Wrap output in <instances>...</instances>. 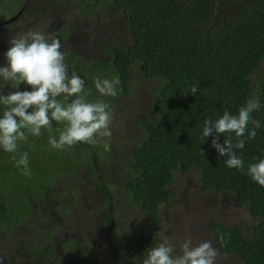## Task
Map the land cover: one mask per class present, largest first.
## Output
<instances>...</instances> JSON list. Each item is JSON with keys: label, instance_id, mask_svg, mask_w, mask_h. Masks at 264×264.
Masks as SVG:
<instances>
[{"label": "trees", "instance_id": "1", "mask_svg": "<svg viewBox=\"0 0 264 264\" xmlns=\"http://www.w3.org/2000/svg\"><path fill=\"white\" fill-rule=\"evenodd\" d=\"M25 1L0 0V23L14 16ZM57 1L74 10L72 21L63 14L62 51L70 72L85 78L87 99L99 98L95 78L118 76V95L104 97L116 114L118 101L131 96L132 71L141 69L143 79L152 83L151 106L138 117L139 139L132 148L114 142L108 152L88 144L55 150L45 131L41 137L29 136L21 142L15 154L19 159L28 153L30 176L15 166L11 154L0 151V194L5 195V199L0 198V226L21 232L35 223L38 234L53 238L60 230L59 219L40 225L43 201L53 199L61 211V199L66 198L75 211L82 207L78 197L84 195L93 201V193H97L102 208L100 228H107L115 239L122 263L136 264L135 258L160 242V210L163 205L170 206L175 197L170 185L176 172L198 170L203 190L230 195L255 219L250 233L240 222H208L211 242L219 250L216 264L228 256H236L242 264H264V187L243 172L227 168L225 158L218 157L210 146L211 137L204 142L200 139L205 119H216L224 110L236 113L253 94L260 97L261 108L252 115L264 123V73L253 78L264 61V0ZM46 2L50 0H39L37 16L29 26L24 12L18 33L11 30L21 18L0 31V63L9 39L30 30L46 33L45 27L60 15H52ZM101 38L103 57L84 53L83 45ZM196 82L200 90L193 95L189 90ZM63 127L54 124L52 134L58 135ZM238 154L245 167L257 157L264 158V127ZM115 189L122 192L128 206L138 207L147 217L136 225L135 239L118 232ZM89 233L86 241L71 233L68 236L67 250L76 253L79 260L75 264H98L101 260L102 254L93 246L95 232ZM123 240L141 246L137 253H130L131 262L125 261L128 244Z\"/></svg>", "mask_w": 264, "mask_h": 264}, {"label": "clouds", "instance_id": "2", "mask_svg": "<svg viewBox=\"0 0 264 264\" xmlns=\"http://www.w3.org/2000/svg\"><path fill=\"white\" fill-rule=\"evenodd\" d=\"M7 44L0 63V151L11 154L15 166L25 176L31 175L29 155L25 152L17 159L15 154L21 142H26L29 136L41 137L45 131L48 144L55 150L88 144L110 151L113 116L104 97L118 95L120 78H95L99 98L90 101L85 92V78L70 72L58 38L30 30L9 39ZM199 90L196 82L189 92L196 95ZM260 108V97L253 94L236 113L224 110L216 119H205L200 139L204 142L211 137L210 146L218 157L225 158L227 168L243 172L264 187V158L257 157L245 167L244 159L238 154L246 141L255 139L257 130L264 127L252 115ZM54 124L64 125L58 135L52 134ZM218 255L219 250L211 241L194 245L187 238L177 252L176 245L163 238L156 246L144 250L139 264H216Z\"/></svg>", "mask_w": 264, "mask_h": 264}, {"label": "rangeland", "instance_id": "3", "mask_svg": "<svg viewBox=\"0 0 264 264\" xmlns=\"http://www.w3.org/2000/svg\"><path fill=\"white\" fill-rule=\"evenodd\" d=\"M47 7L52 9V12L58 10L62 15L65 13L67 19L72 21L74 10L66 9L65 6L53 7V5H50ZM97 23L101 24L100 21H97ZM91 30L94 32L95 29L91 28ZM102 43L103 39L101 38L97 43L93 42L87 47L83 45L84 53H92L96 58L103 57L104 49L102 48ZM262 73H264V61L260 69L253 75V78H258ZM130 83L132 88L131 96L128 98L123 97L120 102L118 101L119 106L114 110L116 114H112L113 135L111 137V146L115 142L118 146L119 144H124L132 148L139 139L137 138L138 117H143L142 115H145V112H148L151 106L152 95L150 91L152 83L143 79L141 69L132 71ZM67 181H70V178ZM73 181H76L75 177ZM170 189L174 191L175 197L170 206L163 205L160 210L163 227L157 235L160 241L163 238H167L176 245L178 251L179 245L187 238H191L194 245L201 241H211L207 224L212 219H218L226 224L243 223L247 233H250L254 226L255 219L247 207L237 205L230 195L203 190L198 170H192L188 174L176 172L175 180L170 185ZM114 192L116 194L119 220L123 223L125 222L127 227L125 232L132 234V229H134L137 221L143 219L144 213L138 207L128 206L124 201L122 192H118L116 189ZM97 195V193H93L95 198L93 202L100 206V199H97ZM94 209L95 207L92 210H88L85 216L82 207L79 206L77 214L80 215V218L77 220L73 219L71 222L72 225L76 222L78 223L79 227L77 229L81 230L79 234L84 241L90 240V235H88L90 233L87 231L92 232V229L97 224L95 223L96 215L101 216V210L97 209V211ZM145 218L147 217L145 216ZM61 225L65 229L68 227V224ZM77 229H71L70 232L77 231ZM97 238L101 239L99 235ZM217 263L242 264L241 260L236 256L221 257L220 260H217Z\"/></svg>", "mask_w": 264, "mask_h": 264}, {"label": "flooded vegetation", "instance_id": "4", "mask_svg": "<svg viewBox=\"0 0 264 264\" xmlns=\"http://www.w3.org/2000/svg\"><path fill=\"white\" fill-rule=\"evenodd\" d=\"M38 4L39 0H30L28 2H24L22 8L17 12L19 13L22 10L21 13L19 14L18 18L13 21L16 22L21 18V20H19L21 23H19L15 29L11 30V32L18 33L19 27L24 24V12L27 13L28 19H30L28 26L35 21V17L37 16L35 10L38 8ZM50 5H54L56 7L65 6L64 3L57 0H50V2L47 3V6ZM56 13H59L58 10H54L52 15H55ZM63 21H65L64 17L60 13V15H55L54 21H50V23L45 27L46 34L52 38H58L61 43L64 34V28L62 27ZM13 22L9 24H13ZM9 24H7V26ZM0 198L5 199L4 193L0 194ZM78 198H80L82 201V211L84 212L85 216L87 215L88 210H92L93 207H95L94 210H102L101 201L100 206H98L95 204V202H93L91 199H88L84 195H81V197ZM61 201L64 202V206L61 211H59L57 203H54L53 199L46 198L43 201V214L40 225L44 227L46 223H52V218H58L59 223L61 224H68L66 229L60 224V230L53 238L51 235L45 233L38 234L40 232L37 230L35 223L30 228L25 227L24 230L21 229V232H11L7 230V227L0 226V228L6 229H0V264H75V262H79L76 253L67 250L69 243L66 241L70 233L72 234V237H77L83 241L82 236L79 234L81 230L77 229V227H79L78 223L76 222L74 225L71 223L73 219H79L80 215L77 214V209L74 211L73 203H69L66 198H62ZM32 216L34 217V214ZM101 216L96 215L95 223L97 224L92 229V232H95L96 236V240L94 239L95 241H93V246L102 254L101 260L98 264H123L120 257V251L114 244L115 239L112 237L111 233H108L109 231L107 228L104 230L100 228ZM145 216L146 215L144 213L142 216L143 219L136 222L135 229L134 231L132 230V234L125 232V229L127 228L125 222L123 223L118 217V232L124 236H130L132 239L137 238L136 225L146 221ZM25 229H27V231H25ZM71 229H77V231L70 232ZM98 235L101 237V239L97 238ZM122 242L128 244V246H126L127 255L125 261L131 262L130 253H137L141 246H132V243L130 244L125 240ZM139 258L142 260L143 255H140ZM135 260L136 264H139V259L135 258Z\"/></svg>", "mask_w": 264, "mask_h": 264}, {"label": "water", "instance_id": "5", "mask_svg": "<svg viewBox=\"0 0 264 264\" xmlns=\"http://www.w3.org/2000/svg\"><path fill=\"white\" fill-rule=\"evenodd\" d=\"M28 1H30V0H26V2H28ZM21 11L19 13H17L16 15L12 16L11 18L1 22L0 23V30L3 29L5 26H7V24H9V23L13 22L14 20H16L18 18L19 14L21 13Z\"/></svg>", "mask_w": 264, "mask_h": 264}]
</instances>
